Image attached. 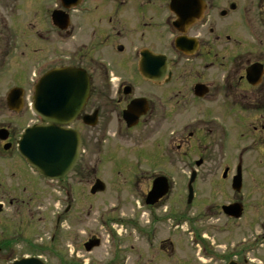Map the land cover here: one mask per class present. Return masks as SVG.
I'll return each mask as SVG.
<instances>
[{"label": "flooded vegetation", "instance_id": "1", "mask_svg": "<svg viewBox=\"0 0 264 264\" xmlns=\"http://www.w3.org/2000/svg\"><path fill=\"white\" fill-rule=\"evenodd\" d=\"M5 74L17 90L9 104L0 95V117L15 124L0 122V216L11 208L14 263L50 264L52 252L73 264L59 246L86 205L115 245L102 264L134 251L139 264H264V0H0ZM43 78L48 116L69 118L48 126L80 141L57 180L18 153ZM98 180L104 191L92 193ZM40 198L58 208L48 228ZM101 242L89 230L81 245L90 254Z\"/></svg>", "mask_w": 264, "mask_h": 264}, {"label": "rangeland", "instance_id": "2", "mask_svg": "<svg viewBox=\"0 0 264 264\" xmlns=\"http://www.w3.org/2000/svg\"><path fill=\"white\" fill-rule=\"evenodd\" d=\"M11 74V73H10ZM1 75L0 76V95L6 96L7 92L13 87L14 82L8 80L9 74L6 76ZM4 111H6L4 109ZM6 112H2V116L0 117V122L4 123L6 125L14 126V121L10 118L9 115L5 114ZM28 120V118H27ZM20 131V130H19ZM246 143V142H245ZM252 154H246V158L253 157ZM203 188V182L201 179L198 181V189L202 190ZM261 201H264V192L261 191ZM38 204H36V207H43L41 211V215L44 217V222L47 228L49 227V221L52 217L53 211H58L55 207L51 206V203H49L46 199L43 198L36 199ZM5 206H7L5 204ZM101 211V208L99 209ZM87 207L86 205L83 206V212H81L80 216L82 217V222L78 224L76 227H72L71 224L68 222L65 226V232L62 237V239H65L62 241L59 246L61 253H58L61 255V258L64 259L66 262H73V264H76V262H80L79 264H102L106 260H109L111 258V255L113 254L114 247L112 240L105 236L104 232L102 231L101 227L98 225L99 222V216L98 212L95 210L91 211L89 214H86ZM111 216V215H110ZM106 220V216L104 218ZM116 230L121 234V237L118 239V242L120 244V247L123 245V238H124V229L119 226H114ZM244 227L239 228L234 234H236V237L239 239H244L249 232L246 230H243ZM94 231L97 234L101 235L102 242L101 246L97 250H93L90 254H87L84 252L81 242L85 238V234L88 233V231ZM178 238H180L179 245H177L179 254H184L186 252V239L185 236H182L181 234L177 233ZM180 236V237H179ZM0 237L7 244L10 245V251H8L6 254L0 253V264H11L14 260V217L12 215L11 208L8 209L5 208L3 214L0 216ZM76 239V241H75ZM73 243V244H72ZM132 244L135 246V248L138 250V244L132 242ZM56 250H58V247H55ZM12 251V252H11ZM25 253H27V250H25ZM136 251H134L130 255V260L128 264H134V261L136 264H139V259L136 261L137 254H135ZM49 256H48V255ZM44 254V257L46 259L51 260L49 262L50 264H55L54 260L56 257H53V255L56 256V253H48ZM123 254V253H122ZM250 259H256L255 256H251ZM72 264V263H71ZM199 264V262H198ZM202 264V263H201Z\"/></svg>", "mask_w": 264, "mask_h": 264}, {"label": "water", "instance_id": "3", "mask_svg": "<svg viewBox=\"0 0 264 264\" xmlns=\"http://www.w3.org/2000/svg\"><path fill=\"white\" fill-rule=\"evenodd\" d=\"M44 89H46L45 81L42 79L37 88V98L35 112L36 115H40L41 125L34 126L25 131L19 142L18 151L22 158L36 171L48 178L59 179L64 177L74 166L79 153V140L71 136L70 133H64L56 128L47 127L46 123H59L62 119H65L60 115V110L54 109L58 112V115L48 116L47 106L48 103L44 96ZM15 92V90H14ZM13 94V91L9 95ZM69 116V115H68ZM66 119H69L66 117ZM193 178V177H192ZM239 183V177L235 178ZM236 184V180H234ZM160 183L154 184L153 193H156L161 197L162 193H165V183L162 187ZM103 191L102 184L97 183L92 188L91 192ZM98 243L89 244L86 249L90 251ZM14 264H42L36 259L21 260Z\"/></svg>", "mask_w": 264, "mask_h": 264}]
</instances>
